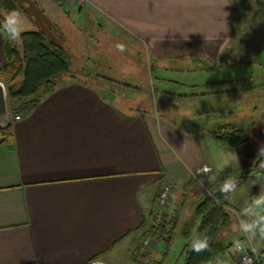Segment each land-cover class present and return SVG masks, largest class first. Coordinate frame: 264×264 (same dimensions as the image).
I'll list each match as a JSON object with an SVG mask.
<instances>
[{"label": "crops", "instance_id": "1", "mask_svg": "<svg viewBox=\"0 0 264 264\" xmlns=\"http://www.w3.org/2000/svg\"><path fill=\"white\" fill-rule=\"evenodd\" d=\"M0 1L4 16L21 10L25 31L43 30L74 58L89 60L82 79L63 77L20 120L10 109L15 148L0 141V264H112L108 259L120 260L131 245L133 259L164 184L172 185L171 216L178 188L196 193L200 186L207 194L220 177L244 174L258 161L264 168V156H258L264 144V55L258 57L264 24L257 47L245 48V40L236 38L234 0H87L75 8L61 0H9L10 8ZM224 17L228 32L214 39ZM180 33H189L188 39ZM119 37L147 45L159 75L153 85L178 97L92 75L91 67L104 66H90L92 57H109L107 43ZM3 44L0 31V66ZM253 49L258 64L244 55ZM252 100L262 108L241 114ZM176 102L179 112L169 110ZM223 125L242 130L248 140L236 147L218 143L209 129ZM204 165L215 181L198 174ZM260 192L264 180L232 193L224 240L252 247L234 212ZM200 193L196 201L204 198ZM154 242L138 257L141 264L162 246ZM256 246L264 264V244ZM238 256L232 246L204 264H233Z\"/></svg>", "mask_w": 264, "mask_h": 264}, {"label": "trees", "instance_id": "2", "mask_svg": "<svg viewBox=\"0 0 264 264\" xmlns=\"http://www.w3.org/2000/svg\"><path fill=\"white\" fill-rule=\"evenodd\" d=\"M2 7L0 1V22L4 18ZM3 45L6 61L0 66V80L6 74L10 76L6 85L11 110L14 114L22 115L32 112L43 97L56 88L63 77L72 74L75 59L73 54L43 30L23 32L18 43L11 41L4 34ZM162 93L178 97V94ZM209 132L218 143L227 146L236 147L248 140L244 138L242 130L233 129L227 125L209 129ZM0 141L10 148H15L11 122L7 128L0 126ZM259 162L255 169L236 175L239 180L237 190L241 187H252L253 180L256 181L255 184L264 180V173L258 172L260 171ZM226 177H220L209 185L208 193L196 207L200 222L193 238L183 250V264H204L216 256L228 252L233 246L222 237L224 229L231 224L233 215L231 206H229V197L232 193L226 197L218 190L219 185ZM156 204L150 213L152 225L145 230L142 237L151 236L158 243L164 245V254L167 255L175 239L183 208L182 206L176 208L170 216L168 224L163 226L154 222ZM204 234L210 237V250L202 253L192 251V242L202 238ZM142 242L143 240L140 243L142 244ZM139 256V248H137L133 253V260L141 264L138 261Z\"/></svg>", "mask_w": 264, "mask_h": 264}, {"label": "rangeland", "instance_id": "3", "mask_svg": "<svg viewBox=\"0 0 264 264\" xmlns=\"http://www.w3.org/2000/svg\"><path fill=\"white\" fill-rule=\"evenodd\" d=\"M8 1V2H7ZM4 4L6 7L10 8V5L8 6V3H10L9 0H3ZM236 10H237V16H238V25H237V39L239 38L245 40L244 47L248 48L251 47V49L254 47H257L258 45V40L257 36L260 35V29L261 25L264 24V0H234ZM3 6V5H2ZM264 33V32H263ZM117 40V41H116ZM116 40H113L110 38V42L107 43V49H108V56L106 57L103 53H100L99 58L98 57H92V64H104L107 68H105L103 65H99L96 68H90L92 72V75L95 77L100 76L101 78L107 80V81H112L113 79L119 80L122 83H128L131 85H134L136 87H139L144 91L149 90V92H153V90L157 91L158 94H161L164 91H160L159 87H156L153 85V80L156 82L157 77L159 76L157 71H154L152 69L154 67L153 65V59L151 56V51L147 47L145 43L142 42H135L131 41L130 39L127 38H122L119 37ZM18 43V41H15ZM117 44H122L124 45V50L121 51L119 50L116 45ZM242 45L238 42H236V46ZM256 51L250 50L249 52L244 53L246 57H256L257 55ZM264 55V52H261L260 55L258 56L259 58ZM111 57V58H110ZM256 57L258 60V63H260V60ZM88 59L83 61L81 58H75L74 59V67L72 68V73H75L76 75L68 74L67 76L70 77H75L76 79H82L84 75L80 73L82 69L84 70L83 65L88 63ZM95 62V63H93ZM253 68V67H252ZM75 70H77L75 72ZM240 71H242V68H240ZM257 71V70H256ZM98 73L102 74L99 75ZM158 75V76H157ZM166 77L179 80L182 79L183 81L188 79L184 76L181 75H176L173 73H166ZM190 78H193L190 76ZM10 79L9 75H4V78L1 80L7 83V81ZM157 85H159V82H157ZM171 89V88H170ZM180 89H177L178 91H183ZM173 90V89H171ZM183 93H186V91H183ZM158 99V98H157ZM157 101V100H156ZM258 102V101H257ZM255 100L250 101V106L251 108H248L245 106L241 112V114H247L249 111L255 112L254 107L256 109H261L262 106L261 104L256 105L257 103ZM180 102H176L172 104V107L168 108L169 110H173L176 112H179V105ZM11 107V106H10ZM162 108V106H160ZM163 109V108H162ZM237 109V108H236ZM235 120H233L234 122ZM232 122V123H233ZM228 126V125H227ZM230 127V126H229ZM236 129V128H235ZM198 186V185H197ZM198 190L196 193H193V191L187 190L183 192L182 189L178 188L179 194H176L174 197V205L175 209L181 207L184 205V213L182 214V220L180 221V225L178 227L175 239L172 243L171 250L167 255L164 254V245L159 247V250L154 251L152 253V259L151 257L147 256L146 257V264H183L184 263V255H183V250L185 248V244L188 243L194 236L195 234V226L196 223L199 221L200 218L196 213V207L199 202L197 200V195L200 193L201 194V199L206 196V189H202L200 186H198ZM244 188V187H243ZM177 190V189H176ZM183 195V196H181ZM241 197L243 195H240ZM234 198V197H233ZM241 199V198H240ZM233 200V199H232ZM235 203V202H234ZM234 205V204H233ZM235 205H237L235 203ZM234 208H236L234 206ZM236 214H234V218H237V213L240 211L239 206L237 205L236 208ZM170 218V217H169ZM168 224V223H167ZM190 225L189 227V232L188 234L185 233V225ZM198 225V224H197ZM145 232V230L142 232V234ZM141 236H138V242L142 241L144 238ZM137 236V235H136ZM142 237V238H141ZM136 240V239H135ZM236 239L232 240H226L228 243H233L236 241ZM186 242V243H185ZM140 244L138 246L140 247ZM154 244H156L154 242ZM134 245H131L133 249ZM152 247V246H151ZM132 249L131 250H124L123 257L119 259H108L109 262L112 264H138L135 261H133L131 254H132ZM142 256V255H140ZM160 262V263H158ZM95 264V263H92ZM96 264H102V263H96Z\"/></svg>", "mask_w": 264, "mask_h": 264}, {"label": "clouds", "instance_id": "4", "mask_svg": "<svg viewBox=\"0 0 264 264\" xmlns=\"http://www.w3.org/2000/svg\"><path fill=\"white\" fill-rule=\"evenodd\" d=\"M25 23L26 20L21 10L12 8L9 10L8 14L4 16L2 22H0V31L6 34L11 41H19L22 33L26 30ZM221 31L224 33L228 32L226 19L225 27L216 33L214 39H217L218 34ZM189 33L186 35L184 33L180 34L184 40H187ZM226 39L227 38L224 40ZM116 47L121 51L124 50V45L122 44H117ZM218 51L219 54L224 53L223 51ZM258 156H264V144H261L258 151ZM261 167H264V165H261ZM211 173L212 169L207 165H204L198 171L199 175L207 176L209 182H213L215 181L216 177ZM257 179H259V177H257ZM255 182L256 181L253 180V184H255ZM198 183L201 186L203 185L202 180L198 181ZM238 184V178L236 176L229 175L219 185L218 190L227 197L229 194L234 193L237 190ZM237 219L239 232L250 244H252V247H250L248 251L252 254H258L259 248L256 245L264 244V192L254 195L251 200L237 213ZM191 248L192 251L196 253H202L210 250V237L207 234H204L202 238L196 239L195 242H192ZM233 250H243V246L240 244L239 240L233 242ZM217 264H220V262L217 261Z\"/></svg>", "mask_w": 264, "mask_h": 264}, {"label": "built area", "instance_id": "5", "mask_svg": "<svg viewBox=\"0 0 264 264\" xmlns=\"http://www.w3.org/2000/svg\"><path fill=\"white\" fill-rule=\"evenodd\" d=\"M63 6L68 8H75L76 6H83L87 0H61ZM21 114H14V120H20ZM172 196V185L164 184L158 193L157 204L154 212V222L158 225H166L169 221L170 213L168 206ZM154 239L151 236H146L143 239L142 244L139 247L140 255H144L149 252L151 246H153ZM248 247L243 246V250L239 251V256L233 264H262L261 258L258 254H252L248 251ZM96 264V263H95Z\"/></svg>", "mask_w": 264, "mask_h": 264}, {"label": "water", "instance_id": "6", "mask_svg": "<svg viewBox=\"0 0 264 264\" xmlns=\"http://www.w3.org/2000/svg\"><path fill=\"white\" fill-rule=\"evenodd\" d=\"M8 88L4 81L0 80V126L7 128L11 122V110ZM264 173V168L260 171Z\"/></svg>", "mask_w": 264, "mask_h": 264}]
</instances>
